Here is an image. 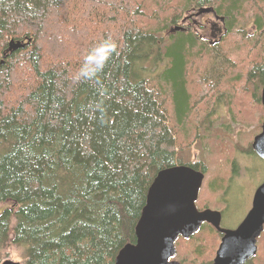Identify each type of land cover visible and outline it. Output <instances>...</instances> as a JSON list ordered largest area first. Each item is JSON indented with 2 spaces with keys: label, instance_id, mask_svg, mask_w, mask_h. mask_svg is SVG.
Segmentation results:
<instances>
[{
  "label": "trees",
  "instance_id": "trees-1",
  "mask_svg": "<svg viewBox=\"0 0 264 264\" xmlns=\"http://www.w3.org/2000/svg\"><path fill=\"white\" fill-rule=\"evenodd\" d=\"M210 5L231 30L258 8V32L199 44L183 19ZM263 28L264 0H0V262L12 244L25 264H115L157 172L196 168L181 154L194 137L233 135L200 133L204 103L249 93L264 108ZM11 38L26 44L8 51Z\"/></svg>",
  "mask_w": 264,
  "mask_h": 264
},
{
  "label": "rangeland",
  "instance_id": "rangeland-1",
  "mask_svg": "<svg viewBox=\"0 0 264 264\" xmlns=\"http://www.w3.org/2000/svg\"><path fill=\"white\" fill-rule=\"evenodd\" d=\"M248 6L249 7L245 10L244 14L238 16L240 18L239 22L233 24L232 30L230 29L231 26L226 24L227 32L229 29L230 31L220 44V46H222L221 49H224V51H229L238 46L239 43H237L235 39H241L244 33L247 34V36H254L255 33L258 32L255 26V11L258 10V8L250 5ZM189 13L190 11H187L185 16ZM79 15L85 16V13L79 12ZM80 16H76V19H80ZM196 18L199 23H202V25H199L198 23L189 26H192L196 34L199 35V38L197 39L199 44L204 43L208 46V49L217 52L215 46L210 43V40L213 38L210 39L209 35L207 25L208 17L204 15ZM83 21L85 22V18ZM184 25L188 26V24L185 23ZM227 32H225L223 36ZM77 34L81 35V31ZM262 35L264 37V33ZM249 46L251 45L249 44ZM196 49H198V46L191 48L194 52ZM256 51V49L250 50L252 55H255L258 52ZM230 54L232 61L238 58L241 59L239 52L237 54ZM232 61H230L231 64ZM164 69L165 67L162 68V70ZM136 70L138 73L140 72L139 63L136 66ZM145 73L149 75L148 71ZM189 78L195 80V78L198 79L199 77L196 74L192 75L191 72H189ZM215 81H217V76L211 80V84L215 83ZM261 87L262 85L258 83L257 87H254L257 93L255 95L256 98H259L257 96L261 93ZM243 96L245 97L244 101L239 106H237L235 99L232 100L233 102L231 101V95L226 92L217 95L216 99L214 97L209 104L204 103V108L207 109L202 115L200 124L202 127H199L200 133L203 135H209L208 132H215L218 131V129L225 128L231 122L230 125H232L233 130L231 132L233 134L232 136L229 135L230 133L224 132L225 134H222L219 131V134L221 135L216 137L202 136L201 139H195L194 137L192 143L184 147L181 152L184 156L185 163L193 162L196 169L202 171L205 175L198 199L199 202H201L200 204L207 207L221 209L227 207V204L230 203L228 199L232 198V219H235L232 223L240 220V218L245 215L247 210L251 207L255 190L262 182H264V159L256 153L249 154L247 152V146L253 141V138L255 137L254 135L261 130H259V128L262 123L261 119H264V108L261 104L256 105L249 93ZM239 100L241 99L239 98ZM232 104H235L233 109ZM239 107H242L243 110H240ZM205 138L208 140H205ZM217 139L219 141H216ZM236 141L238 142L237 144L240 150L237 149V145L235 144ZM5 206V204H0V211H2ZM202 230L204 231H201L202 233L200 234V237L198 236L197 238V235L194 236L192 239H189V241H186L181 245L179 252L176 250L178 261H180L181 264H208L209 261L213 259L219 237H216L213 229L210 230L204 227ZM215 239L217 242H215ZM197 244H200L201 246L198 248V246L196 247ZM177 246L179 247V241L177 242ZM263 246L264 230L261 233L260 245L257 250L258 252L256 253V256L250 260L249 264H264V261L261 262V259L264 256ZM3 254L4 257L2 260L5 258H11L25 264L26 253L21 246L11 244V246L9 245V247L4 249Z\"/></svg>",
  "mask_w": 264,
  "mask_h": 264
},
{
  "label": "water",
  "instance_id": "water-1",
  "mask_svg": "<svg viewBox=\"0 0 264 264\" xmlns=\"http://www.w3.org/2000/svg\"><path fill=\"white\" fill-rule=\"evenodd\" d=\"M213 10L211 6L196 9L192 15ZM224 19L223 16H218ZM185 30L178 25L175 30ZM24 39L11 38L8 51L25 46ZM264 104V85L261 92ZM252 147L264 159V121L253 139ZM204 173L187 164H176L160 169L150 184L146 203L135 225V242L121 247L115 264H181L171 259L176 253L175 241L182 234L190 237L204 220H213L219 211L198 210L196 199ZM219 227V224H217ZM264 229V182L255 191L252 208L236 229H223L225 235L211 264H242L257 251V237ZM0 264H24L5 258Z\"/></svg>",
  "mask_w": 264,
  "mask_h": 264
},
{
  "label": "flooded vegetation",
  "instance_id": "flooded-vegetation-1",
  "mask_svg": "<svg viewBox=\"0 0 264 264\" xmlns=\"http://www.w3.org/2000/svg\"><path fill=\"white\" fill-rule=\"evenodd\" d=\"M210 6L213 7V10L212 11L207 12V13H202L200 15H192V16H190V14H194L195 11H196V10H193L192 9L190 11V13L187 14L186 17L183 19V23L188 24V27L191 24H198L199 21H197V18L196 17H198V16L202 17V16L206 15L208 17V23H207V25H208V29H209L210 39L213 38L212 40H210V43L215 46L222 39L223 34L227 31V27H226L227 17L223 16L224 19H221L220 17H217V15L218 16H222V15L217 12V10L215 9L214 6H212V5H210ZM199 25H202V23H199ZM263 85L261 87V92H262ZM257 97L260 98V101L263 104L262 99H261V93ZM263 121L264 120H262V123H263ZM262 123H261V125H262ZM204 178H205V176H204ZM203 181H204V179H203ZM202 185H203V183H202ZM200 190H201V188H200ZM200 190H199V194H200ZM199 194H198V197H197V199L195 201L198 210L202 211V210H205L207 208H210L212 210L219 211L218 214L213 217V220L214 221H212V220H210V221L209 220H204L202 222V224H201V227L198 229V230H200L202 227H206V228H209V229H213L215 231L216 237H219L218 242L215 239V242H217V247L215 249V253H214L213 259L208 263V264H211L214 261V258L216 256L217 249H218V247H219V245H220V243L222 241L223 236L225 235V231L223 229H236L241 224V222L244 220V218L247 216V214L250 211V209L252 208L253 199H252V202H251V207L247 210V212L245 213V215L243 217H241L240 220L236 221L235 223H232L235 220V219H232L233 218L232 217L233 210L231 209L232 208V205H233V204H231L232 198H229L228 199V201L230 203L227 204L228 205L227 207H224V208H221L220 209V208H212V207H207V206L201 205L200 204L201 202H199V200H198L199 199ZM254 194H255V192H254ZM253 198H254V195H253ZM217 224H219V227L217 226ZM195 235H196V233H195ZM260 237H261V234L257 237V242H256V244H257V250H258V247L260 245ZM181 238L190 239L191 236L190 237H184L182 234H180L177 237V239L175 241V246H176L177 252H178L177 242L180 241ZM177 252L175 253L174 256L171 257V259H176L175 256L177 255ZM257 252L258 251H256V253ZM256 253L253 256L247 258L242 264H249L250 263V260L254 256H256Z\"/></svg>",
  "mask_w": 264,
  "mask_h": 264
},
{
  "label": "bare ground",
  "instance_id": "bare-ground-1",
  "mask_svg": "<svg viewBox=\"0 0 264 264\" xmlns=\"http://www.w3.org/2000/svg\"><path fill=\"white\" fill-rule=\"evenodd\" d=\"M190 166H192V165H190ZM192 167H194V166H192ZM195 168V167H194ZM196 169V168H195ZM177 260V259H176Z\"/></svg>",
  "mask_w": 264,
  "mask_h": 264
}]
</instances>
